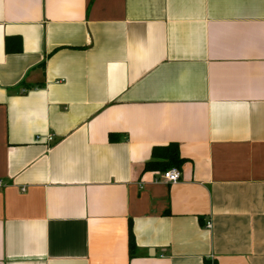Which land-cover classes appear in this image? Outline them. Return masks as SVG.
<instances>
[{
	"label": "crops",
	"instance_id": "crops-1",
	"mask_svg": "<svg viewBox=\"0 0 264 264\" xmlns=\"http://www.w3.org/2000/svg\"><path fill=\"white\" fill-rule=\"evenodd\" d=\"M0 264H264V0H0Z\"/></svg>",
	"mask_w": 264,
	"mask_h": 264
},
{
	"label": "trees",
	"instance_id": "trees-1",
	"mask_svg": "<svg viewBox=\"0 0 264 264\" xmlns=\"http://www.w3.org/2000/svg\"><path fill=\"white\" fill-rule=\"evenodd\" d=\"M152 160L145 164L144 170L147 171H168L172 168L179 169L183 163L178 153V147L175 144L167 146H157L152 149ZM129 250L130 254L134 252V238L129 229Z\"/></svg>",
	"mask_w": 264,
	"mask_h": 264
},
{
	"label": "built area",
	"instance_id": "built-area-1",
	"mask_svg": "<svg viewBox=\"0 0 264 264\" xmlns=\"http://www.w3.org/2000/svg\"><path fill=\"white\" fill-rule=\"evenodd\" d=\"M24 92V91H23ZM46 141L53 142L52 136H48L46 138ZM181 177V171L176 168H172L171 170H168L166 172H163L161 174V179L165 183L172 184L176 181H178ZM207 227H210V222H207Z\"/></svg>",
	"mask_w": 264,
	"mask_h": 264
}]
</instances>
